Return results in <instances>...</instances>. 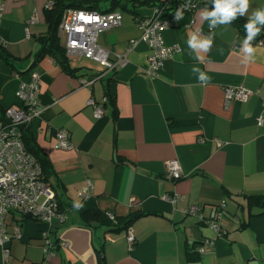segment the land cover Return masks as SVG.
Masks as SVG:
<instances>
[{
    "label": "crops",
    "instance_id": "obj_1",
    "mask_svg": "<svg viewBox=\"0 0 264 264\" xmlns=\"http://www.w3.org/2000/svg\"><path fill=\"white\" fill-rule=\"evenodd\" d=\"M52 1L0 0V48L7 53L0 57V104H19L18 82L38 72L41 111L23 140L47 158L48 178L68 203L66 217L51 224L9 220L8 231L16 226L20 236L6 241V252L0 246V264H264V38L252 42L255 59L245 63L246 33L234 22L210 30L201 13L212 8L197 6L161 31L163 42L177 48L148 74L149 48L135 19L149 14L150 6L136 3L134 12L120 11L121 24L96 34L100 47L125 51L121 66L98 63L97 69L76 61L81 55L66 50L65 36L61 49H54L61 60L49 51L36 59L39 35L49 28L44 9ZM257 9H264V0H250L246 22ZM196 31L213 36L211 51L200 60L187 44ZM193 67L211 78L206 86ZM91 75L96 78L89 85L79 83ZM237 84L251 92L225 103L223 86ZM90 98L102 101L99 116ZM59 127L68 130L67 148L53 145L52 130ZM170 158L181 168L176 179L164 170ZM84 186L91 195L79 200ZM173 193L175 201L161 196ZM221 201L217 234L205 217ZM189 204L200 210L187 213ZM106 211L136 212L131 245L123 229L110 228L100 216ZM204 238L212 244L199 253Z\"/></svg>",
    "mask_w": 264,
    "mask_h": 264
},
{
    "label": "built area",
    "instance_id": "obj_2",
    "mask_svg": "<svg viewBox=\"0 0 264 264\" xmlns=\"http://www.w3.org/2000/svg\"><path fill=\"white\" fill-rule=\"evenodd\" d=\"M46 3V7L50 6ZM154 12V10H153ZM175 17H173V20ZM32 20V18H29ZM120 23V13L118 11L98 12L75 7H66L60 14L57 24L59 31L65 34V48L68 52L87 57L98 62L102 68L108 69L118 67L124 64L125 59L116 53V59H108V51L96 43V34L98 31L116 26ZM166 21L152 18L151 16L139 21L140 35L148 48L146 72L154 75L161 66L163 58L174 51L177 46H170L163 42L161 31L165 28ZM134 39H130L132 43ZM262 43V39L257 40ZM129 48V45L127 49ZM95 75L87 78H80L79 83L89 85ZM39 74L32 70L26 79L18 82L15 88V95L19 99V104L6 106V115L9 116L7 122L0 121V246L6 252V241L10 237L18 238L20 236L16 226L9 232L7 223L9 220L16 219V216L27 215L42 221L50 222L53 216L62 219L58 211L53 196V192L40 177V167L34 155L30 153L23 145L20 138V124L29 122L34 116H38L41 107L37 98ZM251 90L243 85H225L223 86V99L226 103L230 99L242 100ZM93 115L99 116L102 113L100 102H93ZM264 102V97H262ZM259 121V120H258ZM55 147H69V139L65 129H54ZM180 165L175 158H170L164 162V170L167 176L172 179L180 177ZM90 188V183H86ZM87 186L79 189L78 193L84 191ZM166 200L175 201L178 197L176 193L162 194ZM223 201L219 202L220 207H211L206 215L205 221L219 234L221 225L216 220L220 216L219 208L223 206ZM199 204H189L186 206L187 213L196 214L200 210ZM108 215L112 216L111 212ZM125 238L128 245L134 241L132 232L128 229L125 232ZM62 244V242H60ZM212 241L204 238L202 243L197 246L199 253L207 250Z\"/></svg>",
    "mask_w": 264,
    "mask_h": 264
},
{
    "label": "trees",
    "instance_id": "obj_3",
    "mask_svg": "<svg viewBox=\"0 0 264 264\" xmlns=\"http://www.w3.org/2000/svg\"><path fill=\"white\" fill-rule=\"evenodd\" d=\"M136 3H138L137 5H139V3L140 4L146 3V4H148V6H150V13L149 14L144 15V16H139L135 19L137 26H139L140 20L148 18L150 16L152 18H156L158 20H165L166 21L165 27H167L169 25H174V24H176L177 20L176 19L173 20V17H175L177 9L181 5H188V8L184 11V14H191V12L197 6H201V5L208 6V7L212 8V0H127V1L111 0V1H109V4L105 5V6H100V5L95 6L94 2L83 5L80 3V0H54V1H52V3L50 4L49 7H45V9H44L46 19L49 22V28L43 34L39 35V39H40L39 41L41 43V46L38 47V49L34 52L35 58L37 59L45 51H49V52H54V55L58 59H60V60L62 59L57 53H55L54 49H56V50L61 49V44L58 43L57 40L59 38L58 37V34H60L59 32H63V31L58 30L57 24H58V21L60 18L61 11L64 8H66L68 6H72L75 8L95 10L98 12H107V11H118V10H115L114 8L120 6V7L125 8L127 11L134 12V10H135L134 8L137 6ZM153 10H154V12H153ZM118 12L120 13V11H118ZM233 22L236 24V26L240 32L245 33V30L243 27L244 24L246 23L245 16L239 17L238 19H236ZM119 24H121V13H120V23ZM111 27H114V26H111ZM107 28H110V27H107ZM107 28H104V29H107ZM138 28L140 30V27H138ZM261 38H264V31H262L261 34L258 35L254 41H257L258 39H261ZM128 43H129V40H128ZM106 50L108 51V55H107L108 59L111 61H114L116 59V56H117L116 53L118 54V52H111L109 49H106ZM118 55L123 56L124 59H126L125 51L120 52ZM0 57H2L3 59H6V57H7V53L4 52L1 48H0ZM85 58H87V57H85ZM62 62L65 64L64 61H62ZM93 102H95V101H93ZM101 103H102V101L100 102V104ZM101 109H102V107H101ZM8 120H9V116L6 115V106H2L0 104V121L2 123H4V122H7ZM29 124H30V121L20 124L19 136L22 140L24 139V136L27 134ZM60 128H63V127H59L58 129H60ZM55 129H57V128H55ZM63 129H65V128H63ZM65 130L67 132V137H68V130L67 129H65ZM53 131H54V129L52 130V132ZM23 143H24L25 148L34 155L36 161L38 162V165L40 167V177L44 182H46L48 187L53 192V196H54V199H55L56 205H57L56 211H58L62 217V219L59 220V217L53 216L48 224H51V222H55V221L59 222V221L64 220L66 217L65 210L67 208L68 203L63 202L60 199V197H59L60 194H59L58 186H57L58 184H57V182L55 183V179L51 180L50 179L51 177L48 178L52 172H51V168L48 164L49 162H48L47 158L43 155L42 152H39L36 148L34 150L33 149L30 150V146L28 145L29 146V148H28L26 146L24 140H23ZM53 143H54V141H53ZM168 177H170V176H168ZM90 195H91V190L88 188H86L81 193H77L79 200L87 198ZM254 198H257V196H254ZM108 212H110V211L99 212V214L101 217H105L107 219V223L110 226V228L116 229V230L123 229L124 233L129 229L133 234L132 227L130 226V222L132 219H134V215L136 214V212H129L125 216H116L112 212H111L112 216H110V215H108ZM133 237H134V234H133Z\"/></svg>",
    "mask_w": 264,
    "mask_h": 264
},
{
    "label": "clouds",
    "instance_id": "obj_4",
    "mask_svg": "<svg viewBox=\"0 0 264 264\" xmlns=\"http://www.w3.org/2000/svg\"><path fill=\"white\" fill-rule=\"evenodd\" d=\"M188 5H181L175 14V19L179 21L183 18L184 11ZM250 8V0H212V9H205L201 13V19L209 22V28L215 29L219 25L231 24L239 17L245 16ZM245 39L241 46V51L244 54V62L250 63L255 59L256 49L253 47L252 42L264 29V9H257L253 11L248 21L244 24ZM188 47L192 52L196 53L198 60L202 59L201 53H208L213 47V36H202L198 31L193 32L188 40ZM192 72L197 74V79L202 85H207L210 77L198 67H193ZM77 209L82 207L77 203L74 205Z\"/></svg>",
    "mask_w": 264,
    "mask_h": 264
},
{
    "label": "rangeland",
    "instance_id": "obj_5",
    "mask_svg": "<svg viewBox=\"0 0 264 264\" xmlns=\"http://www.w3.org/2000/svg\"><path fill=\"white\" fill-rule=\"evenodd\" d=\"M103 3H105V2H103ZM100 6H103V4H100ZM117 9H118V11H121L122 14H128V13H127V10H126L125 8H123V7L118 6ZM63 36H65V34H64V32H61V35H60V37L58 38L59 41H60V42H59L60 44H63ZM74 59H75L76 61H81V62H83L84 65H91L92 68L97 67V69H101V66L98 64V62H96V61H94V60H92V59L85 58V57H83V56H77V58H74Z\"/></svg>",
    "mask_w": 264,
    "mask_h": 264
},
{
    "label": "flooded vegetation",
    "instance_id": "obj_6",
    "mask_svg": "<svg viewBox=\"0 0 264 264\" xmlns=\"http://www.w3.org/2000/svg\"><path fill=\"white\" fill-rule=\"evenodd\" d=\"M8 106V105H7ZM23 142V141H22ZM23 145H24V143H23ZM25 147V146H24ZM30 152V151H29ZM31 153V152H30ZM19 217H29V216H27V215H21V216H19ZM30 218H32V217H30ZM36 219V218H35ZM13 237V236H12ZM16 238V237H15Z\"/></svg>",
    "mask_w": 264,
    "mask_h": 264
}]
</instances>
